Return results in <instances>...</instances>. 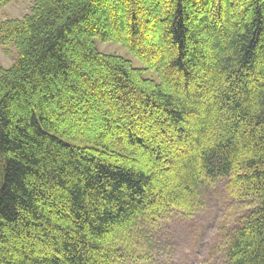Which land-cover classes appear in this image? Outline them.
Listing matches in <instances>:
<instances>
[{"label":"trees","instance_id":"1","mask_svg":"<svg viewBox=\"0 0 264 264\" xmlns=\"http://www.w3.org/2000/svg\"><path fill=\"white\" fill-rule=\"evenodd\" d=\"M10 46L0 264H133L138 225L220 180L245 209L225 264H264V0H33L0 21Z\"/></svg>","mask_w":264,"mask_h":264},{"label":"rangeland","instance_id":"2","mask_svg":"<svg viewBox=\"0 0 264 264\" xmlns=\"http://www.w3.org/2000/svg\"><path fill=\"white\" fill-rule=\"evenodd\" d=\"M33 0H14L0 11V21L21 18L28 14ZM97 50L129 60L135 68H142L121 45L94 39ZM17 58V51L10 46L6 53L0 47V68L9 67ZM146 78L158 80L156 74L149 72ZM226 180H220L201 188V206L190 217L173 212L164 216L155 228L141 223V235L135 238L128 257H136L133 264H225L223 247L227 246L230 231L239 223L245 212L228 195ZM246 208V207H245ZM136 230L128 232L134 237ZM127 253V250L126 252ZM132 255V257H131Z\"/></svg>","mask_w":264,"mask_h":264}]
</instances>
